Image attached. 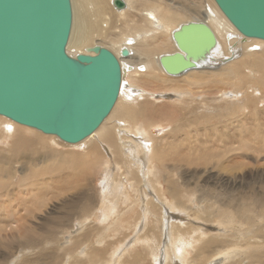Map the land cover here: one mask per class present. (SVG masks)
<instances>
[{
	"label": "bare ground",
	"instance_id": "bare-ground-1",
	"mask_svg": "<svg viewBox=\"0 0 264 264\" xmlns=\"http://www.w3.org/2000/svg\"><path fill=\"white\" fill-rule=\"evenodd\" d=\"M121 1L122 9L116 7V0H72L68 54L76 58L92 56L96 48L108 49L123 72L118 101L95 133L73 145L0 116L1 139L6 135L12 141L11 155H0V194L8 197L13 192L14 164L22 163L18 193L29 191V179L33 187L40 186L43 166L58 170L53 172L54 180L45 182L46 189H38L40 193L52 191L55 198H69L60 217L43 222L36 213L45 200L38 201L35 195L32 211L26 208L23 213L26 217L12 221L8 216V224L0 226V242L24 239L16 243L28 251L20 254L19 264H264V164L255 163L258 171L249 173L251 169L240 160L253 159L236 154L244 149L238 143L242 139L257 143L264 139V133L258 134L261 127L253 125L264 114V40L243 36L214 0ZM192 22L208 24L217 46L198 69L169 75L160 59L178 52L173 33ZM214 83L228 88L210 93L208 87ZM161 103L171 104L156 108ZM248 109L252 111L246 114ZM160 117L169 125L157 123ZM216 117L220 124L212 123L209 133L224 134V119L237 122V134L242 136L238 142L221 139L222 151L209 155L208 144L215 140H206V156L181 155L172 152L168 143L162 144L184 139L197 132V128L191 131L194 123L205 119L208 124ZM47 143L80 148L82 153L63 157ZM41 152L45 155L36 157ZM52 160L63 167L55 168V163L49 167ZM68 164L78 170L76 175L64 173ZM200 164L210 166L206 183L211 169L220 172L216 181L224 185L225 194L206 190L205 197L184 188L190 187L189 173ZM28 170L36 177L24 175ZM255 176H259V192L238 191L244 189L242 182ZM179 211L194 215L193 223ZM28 218L40 220L41 225L36 227ZM3 246L8 251L9 246ZM14 256L2 254L0 259L13 262Z\"/></svg>",
	"mask_w": 264,
	"mask_h": 264
},
{
	"label": "water",
	"instance_id": "water-1",
	"mask_svg": "<svg viewBox=\"0 0 264 264\" xmlns=\"http://www.w3.org/2000/svg\"><path fill=\"white\" fill-rule=\"evenodd\" d=\"M214 1L243 36L264 40V0ZM73 14L72 0H0V116L75 145L110 116L123 72L108 49L68 54ZM173 40L178 52L160 59L172 76L198 69L217 46L203 22L183 24Z\"/></svg>",
	"mask_w": 264,
	"mask_h": 264
},
{
	"label": "rangeland",
	"instance_id": "rangeland-1",
	"mask_svg": "<svg viewBox=\"0 0 264 264\" xmlns=\"http://www.w3.org/2000/svg\"><path fill=\"white\" fill-rule=\"evenodd\" d=\"M193 1H196V2L198 1L199 2L201 0H193ZM183 2L184 1H182V4H181L182 7L184 6ZM177 3H179V2H177ZM196 9H194V10H196ZM180 86H184V85L182 84ZM223 88H228V86L225 85V83H214V84H212L211 86L208 87V89H210V91H211L210 93L217 92V91H219L220 89H223ZM223 90H225V89H223ZM207 92L208 91H206V93ZM198 99H200V101H201V97H199ZM168 104H171V103H168ZM168 104L163 105L161 103L159 105H156V108L160 109L163 106H170ZM251 107H253V106H251ZM259 110L263 114V111L261 109H259ZM201 111H203V110H201ZM201 111L198 112L200 115H201ZM251 111H250V109H248L246 114L251 113ZM245 117L249 118V116H245ZM161 118L162 117L157 119L156 122L160 123V124H164V125H169L168 123L165 122L164 119H161ZM218 119L219 118L216 117L208 124L206 123L205 119L200 121L201 124H195L194 123L192 125V127H191V131H192V129L197 128L198 130H197L196 133H193L192 135H190V136H188V137H186L184 139H168V140L164 141L162 144L167 145V143H168V146L172 147V150H171L172 152H176V153L181 154V155L191 152V153H193L195 155L203 154V155L206 156V140L214 139L215 140L214 142H210L208 144L209 148L212 150L211 152H209V155H212L213 152L214 153L220 152V151H222L221 146L224 145V142L221 139H224V140L227 139L230 142H238L237 139H240V137H242V136H238V134H237L238 128H239V125H237V122H236V124H235V122H232L234 124H230V122H228V120L224 119L222 121V123H224V125H226L224 134L221 133V136L213 137L212 133L214 134V132H210L209 133V129L211 128L212 123L220 124ZM259 119H261V122L260 123H253V125H254V127H257V126L261 127V129L263 131L259 132L258 134L262 135L264 133V114L262 116H260ZM193 120H195V119L193 118ZM221 128L222 127H219V129H221ZM226 128H227V131H229V132L226 131ZM5 130H8V129H5ZM162 130H164V129H162ZM168 132H170V129H168ZM227 134H229V136H227ZM232 135H236L237 137H234ZM231 137H234L235 139H231ZM247 138H249V137H247ZM10 139L11 138H9L6 135H4L3 139H1V136H0V155H6V156L7 155L8 156L11 155V152L8 151V150L11 149L10 146H12V141H10ZM176 140H178V141H176ZM253 140H255V139H253ZM262 141H264V139H259V141L257 143V142L252 141L249 138V139H242V141L238 142L240 145H242L244 147V149L241 152H236L237 156L239 158H242L243 156L245 157V156L248 155L251 160L253 159V161H249L247 159V157H245L244 159L240 160L241 162H243V164L248 165L249 169H251V170H249V173L251 171L253 173H255V171L256 172L258 171L257 170L258 168L256 169L255 163H256V165H257L258 162L261 163V164H264V151H262L263 147H264V144L262 143ZM46 145L49 146V147H52L59 154H62L63 157L66 156V155L65 156L63 155L65 153L66 154L68 153V156L72 152H74V153H82V151H81L82 149H80V148L71 149V148H67V147L65 148V146H62V145H59V146L56 145L57 146L56 147L55 145H53V143H47ZM42 147H44V146H42ZM255 150H256V152H254ZM43 151L46 152L47 150L44 149ZM239 153H240V155L242 157L239 156ZM42 155H45V153L41 152V153L37 154L36 157H40ZM252 155L254 157H252ZM169 158H170V154H169ZM148 160H149V158L145 157L144 161H146V164H148ZM56 162H55V160H52L51 163L48 164V166L50 167L51 165H53L55 163L54 164L55 168H57L58 165H61L63 167V165L60 164V162L59 163H56ZM17 164L18 163L14 164L16 171L18 170L17 172L14 171V175H15L14 179L15 180L14 179L10 180V181H12V186L10 188L12 189L13 192H11L8 197H5L4 195L0 194L1 195L0 196V226L2 227L6 223L8 224L9 221H5V220H8L7 219L8 216L12 217V219H11L12 221H13L14 217H15V219H18L20 217H26V215L23 214L25 212V209L27 208V209L32 211V208L34 206V203H35L36 199L38 201L45 200V203L42 206V208L40 209V211L38 213H36L37 214L36 217L41 218L42 219L41 221H43V222L51 221V220H54L57 217H60L63 214V212H64V202L69 200V198H67V196H62V198L59 199V198H55L52 195V193H53L52 191H51L52 193L51 192H48V193L46 192V194L44 193V195H42L40 193V191H39L42 188L46 189V188H44L45 182L49 183V180H54V178L53 179H51V178L53 177V172L56 169H54V171H51V170H53V168L50 170L49 167H48L49 169H46L43 166H41L40 167V170H41L40 174H42V175H39V177H38L40 186L39 187L38 186H34L33 187L32 184L30 183V179H29L28 180V182H29L28 184L30 185V188H28L29 191L26 190V191H24L23 194H20V193H18V190H21L22 187H18V182L20 183V181L22 180L21 171H22L23 167L21 166L22 163L20 165H17ZM206 168L210 169V166L206 167V164H200V165H198V169H192V171L189 173V176H188L190 178V182H189L190 183V187L188 186L187 188L186 187H184V188L187 189L189 192H192V193H205V197H206V190L208 192L211 191L210 193H213V194L214 193L215 194L218 193V194H222V195L225 194L224 193V189H225L224 185L218 184L217 181H216V178H218V174L220 172H218L217 170H212L211 169L210 172H212V173H210V175H209L210 179L206 183V172H207ZM57 170H58V168H57ZM57 170H56V172H57ZM64 171H65L64 173H66V175H76L78 173V170L75 169L74 166H72L71 164L64 165ZM232 171H233V169H232ZM235 171H237V170H235ZM17 173H18V175H17ZM24 175H26V176L31 175V177H36L30 170H28ZM66 178H67V176H66ZM258 179H259V176H255L252 179V181H248L247 182L245 180L246 182H242V183H244L243 184L244 189L240 188L238 191L240 192L241 190H243L244 192H249V190L257 189V192H259L260 191V186L258 184L259 183ZM53 186L56 187L55 184H53ZM4 192H2V193H4ZM35 195L37 196L36 199L34 198ZM12 196L14 197V200H11ZM190 196H191V194H190ZM60 200H62L63 202H60ZM6 208L8 209V212L5 211ZM142 208L143 207L140 205V208H139V212L140 213H142ZM193 208L197 209L196 207H193ZM12 212H14L15 214H10ZM177 213L180 214V215L186 216V218H189L188 219V223H191V222L193 223V217H195V216L192 215L191 213H189L187 211H179ZM102 217H105V214H103ZM28 219L30 221L34 222L33 225H35L36 227L39 224L41 225L40 220H37V219L35 220L33 218H28ZM98 221H99V223H101L100 219ZM141 222H142V220L140 222H138L137 225H139ZM75 225H76V223H74V226ZM180 225L186 227V225H184V224L180 223ZM77 230L79 232V229H77ZM73 234L74 235L76 234V230L73 231ZM132 237H135V235L133 234ZM16 243H24V239L20 238V239H18V241L15 240L13 242H10L8 240L5 241V242H0V255L3 254V256L6 257L7 254H8V255H11V257H12L13 255L16 254V256H14L16 258L15 259L13 258L14 259L13 262L12 261L5 262L4 259H0V264H8L9 262H12V264H19L20 262L17 263L16 260H18L19 256H21L20 254H22V253L26 254V255L28 254L27 250L26 251H22L23 249L17 248ZM66 243L67 242H65L64 244L66 245ZM3 244H6L7 247L9 246L8 251L3 248L4 247ZM141 245L142 244H139V246H141ZM12 246L14 248H16V250L13 249ZM82 251H83V249L78 254L79 258L83 257L82 255H80L82 253ZM2 261L5 262V263H3Z\"/></svg>",
	"mask_w": 264,
	"mask_h": 264
}]
</instances>
